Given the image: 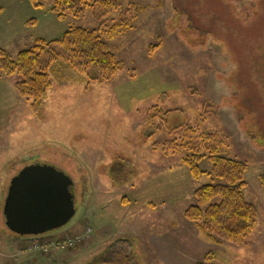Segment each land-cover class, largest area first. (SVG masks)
<instances>
[{"label": "rangeland", "instance_id": "374dc122", "mask_svg": "<svg viewBox=\"0 0 264 264\" xmlns=\"http://www.w3.org/2000/svg\"><path fill=\"white\" fill-rule=\"evenodd\" d=\"M118 2L101 17L89 10L59 20L54 0H0V48L11 59L37 39L83 28L121 66L100 82L93 70L53 63L37 110L18 93L21 76L0 70V264H104L96 258L121 240L132 264H166L154 241L181 228L197 189L218 182L207 153L193 179L183 164L191 153L167 144L208 134L225 136L220 155L247 164L244 194L258 210L245 245L213 244L214 264H264V0ZM30 165L72 178L77 215L39 236L83 237L75 247L34 251L21 240L31 236L7 227L10 183Z\"/></svg>", "mask_w": 264, "mask_h": 264}, {"label": "trees", "instance_id": "16d2710c", "mask_svg": "<svg viewBox=\"0 0 264 264\" xmlns=\"http://www.w3.org/2000/svg\"><path fill=\"white\" fill-rule=\"evenodd\" d=\"M118 9V0H54L51 11L59 20H65L68 14L79 17L91 10L96 16L101 17L105 12ZM118 28L119 26H115L114 30ZM157 47H151L150 54ZM58 61L68 63L77 69L83 66L86 70L95 71L93 75L89 74L92 81H106L121 70L115 55L95 30L71 28L55 41L37 39L36 45L21 51L16 60L11 59L0 48L2 74L6 77L21 76V81L17 84L18 93L22 97L32 99L33 108L36 110L52 87L49 73L52 64ZM160 114L164 120L169 115L162 112ZM225 141L226 138L222 134H208L201 137V141H187L183 145L172 141L167 145L171 146L170 149L173 151L186 150L191 153L183 159V164L188 168L193 179H199L204 174L199 164L207 158L203 152L207 153L212 163L211 172L207 174L218 180L195 191L196 203L185 211L184 218L212 244L228 243L243 246L255 231L258 210L247 202L244 194L247 187V164L220 155L221 150L227 146ZM157 146L155 145V149ZM72 191L75 194V190ZM47 237L31 236L21 240L35 242L43 241ZM129 246L128 242L117 241L111 252L98 256L95 263L132 264ZM214 262L215 255L209 252L196 264H214Z\"/></svg>", "mask_w": 264, "mask_h": 264}, {"label": "water", "instance_id": "95a60500", "mask_svg": "<svg viewBox=\"0 0 264 264\" xmlns=\"http://www.w3.org/2000/svg\"><path fill=\"white\" fill-rule=\"evenodd\" d=\"M74 182L50 165L25 167L10 183L6 225L20 236H39L68 224L76 215Z\"/></svg>", "mask_w": 264, "mask_h": 264}, {"label": "crops", "instance_id": "0c3cea01", "mask_svg": "<svg viewBox=\"0 0 264 264\" xmlns=\"http://www.w3.org/2000/svg\"><path fill=\"white\" fill-rule=\"evenodd\" d=\"M181 222L180 229L157 237V242L154 241L166 264H196L202 261L207 253L213 252V244L203 240L193 224L185 218H182Z\"/></svg>", "mask_w": 264, "mask_h": 264}, {"label": "built area", "instance_id": "2783aa9c", "mask_svg": "<svg viewBox=\"0 0 264 264\" xmlns=\"http://www.w3.org/2000/svg\"><path fill=\"white\" fill-rule=\"evenodd\" d=\"M90 230H87L84 237L88 238ZM83 237H74L66 240H48V241H35L29 244V248L34 251H42L47 253L50 249H69L75 246L78 242H81Z\"/></svg>", "mask_w": 264, "mask_h": 264}]
</instances>
